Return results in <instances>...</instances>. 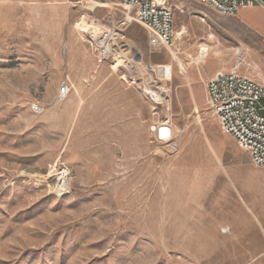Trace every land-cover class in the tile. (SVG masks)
Returning a JSON list of instances; mask_svg holds the SVG:
<instances>
[{
  "label": "rangeland",
  "instance_id": "obj_1",
  "mask_svg": "<svg viewBox=\"0 0 264 264\" xmlns=\"http://www.w3.org/2000/svg\"><path fill=\"white\" fill-rule=\"evenodd\" d=\"M101 2L0 0V264H264V168L205 88L235 68L264 84V10L164 0L156 50Z\"/></svg>",
  "mask_w": 264,
  "mask_h": 264
},
{
  "label": "built area",
  "instance_id": "obj_2",
  "mask_svg": "<svg viewBox=\"0 0 264 264\" xmlns=\"http://www.w3.org/2000/svg\"><path fill=\"white\" fill-rule=\"evenodd\" d=\"M89 1L96 5L103 4L101 0ZM114 1L123 6L129 15L133 14L135 22L145 28L151 48L166 50L173 44L176 38L175 15L172 8L164 4V0ZM196 1L222 17H238L242 10L256 5L264 10V0ZM157 69L161 74V69ZM205 88L207 105L222 133L232 137L239 148L248 153L254 167L264 168V108L261 107L264 84L240 74L235 68L228 72L218 71L207 81ZM68 93V85L63 84L60 94L66 96ZM164 127L169 129L171 139V129L167 125ZM160 130L157 128L155 132L159 135Z\"/></svg>",
  "mask_w": 264,
  "mask_h": 264
},
{
  "label": "bare ground",
  "instance_id": "obj_3",
  "mask_svg": "<svg viewBox=\"0 0 264 264\" xmlns=\"http://www.w3.org/2000/svg\"><path fill=\"white\" fill-rule=\"evenodd\" d=\"M127 18H128V20H130V15L129 14H127ZM100 44H101V47L104 49L105 55L112 54V50H111L109 44L105 40L103 42H101ZM243 54H244V52H243ZM208 55H209V53H208V47L206 45H202L201 46L200 56L198 58H196V62L199 63V62L205 60ZM242 60L241 59L238 60L237 66L241 65V63L243 62ZM159 69H161L160 72L164 76L165 70L162 69V68H159ZM152 97H153V99L156 102L157 100H159L162 97V95H159L158 93H152Z\"/></svg>",
  "mask_w": 264,
  "mask_h": 264
},
{
  "label": "water",
  "instance_id": "obj_4",
  "mask_svg": "<svg viewBox=\"0 0 264 264\" xmlns=\"http://www.w3.org/2000/svg\"><path fill=\"white\" fill-rule=\"evenodd\" d=\"M159 138L163 141H167L170 139V132L168 128H161L159 132Z\"/></svg>",
  "mask_w": 264,
  "mask_h": 264
},
{
  "label": "crops",
  "instance_id": "obj_5",
  "mask_svg": "<svg viewBox=\"0 0 264 264\" xmlns=\"http://www.w3.org/2000/svg\"><path fill=\"white\" fill-rule=\"evenodd\" d=\"M215 74H216V73H214V74H213V73H211V74H208L207 76H208V77H209V79H210V78H212V77H213Z\"/></svg>",
  "mask_w": 264,
  "mask_h": 264
}]
</instances>
